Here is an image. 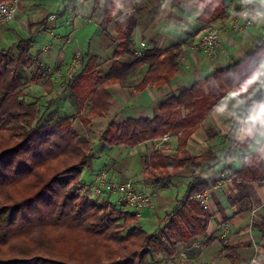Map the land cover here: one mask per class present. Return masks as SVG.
Instances as JSON below:
<instances>
[{
    "label": "trees",
    "instance_id": "trees-1",
    "mask_svg": "<svg viewBox=\"0 0 264 264\" xmlns=\"http://www.w3.org/2000/svg\"><path fill=\"white\" fill-rule=\"evenodd\" d=\"M6 1L0 0V4ZM198 1L205 7L201 21L210 23L225 16L223 0ZM106 15L110 20L108 10ZM132 29L122 38L126 42L117 46L115 59L135 55L131 48ZM32 47L33 39L29 38L0 48V264H151L155 256L173 257L181 247L190 248L200 238H206L211 217L195 195L210 188L207 181L194 180L184 197L176 200L173 210L159 220L154 232L145 230L126 205L105 199L100 202L99 196L82 192L83 171L96 157V143L89 136L92 121L110 113L109 88L125 83L144 68L148 72L138 91L171 82L179 72L183 45L165 51L152 47L141 57L135 55L129 65L117 60L106 75L97 70L96 58H83L79 72L70 78L64 92L70 93L78 113L87 110V115L81 116L86 135L73 127L74 116H59L49 112L51 107L42 113L39 102L30 101L25 72L34 63ZM251 66L243 60L233 70H218L211 78L170 94L153 119H110L100 132L99 145L135 148L174 135L178 137V150L186 151L189 139L219 101L210 80L221 92L237 90L250 77ZM47 75L48 70L39 66L31 82H45ZM207 136L212 140L215 130H207ZM229 142L226 160L233 158L234 149L241 146L236 141ZM241 151L244 153L238 159L242 166L231 173L232 179L264 184L260 149ZM213 154L186 153L183 158H175L176 165L170 173L162 151L155 149L145 163L147 182L167 191L187 166H209L208 155L215 162ZM61 178L66 183L62 184ZM259 229L264 233V219ZM215 241L212 236L206 244ZM221 243V254L230 252L231 248Z\"/></svg>",
    "mask_w": 264,
    "mask_h": 264
},
{
    "label": "crops",
    "instance_id": "crops-1",
    "mask_svg": "<svg viewBox=\"0 0 264 264\" xmlns=\"http://www.w3.org/2000/svg\"><path fill=\"white\" fill-rule=\"evenodd\" d=\"M175 1L21 0L15 19L4 26L0 25V40L9 35L11 43L2 47L9 48L20 40L32 38L33 53L39 48L36 46L41 40L48 39L49 43L54 44L52 51L56 53L58 64L68 53L64 54L62 49V38L71 30L84 50L85 60L96 58L97 70L103 75L117 60L131 64L134 56H138V51L144 52L152 47L165 51L182 44L178 59L179 72L171 82L160 88L149 85L138 91L137 87L148 72V68H144L130 76L125 83L109 88L112 101L108 118L122 122L128 119H153L158 116L161 104L170 94H178L184 87L203 78H211L218 70H233L236 63L248 60L252 64V72L237 90L221 92L216 82L210 80V87L219 96V101L212 114L203 119L200 129L189 139L186 151L178 150L177 136L165 135L169 137L168 141H163L164 136L135 148H101L96 150L95 159H104L103 156L109 158L103 171H107L111 179L145 183L154 193V208L145 210L137 217L140 225L145 229L150 227L151 232L158 229L159 220L173 210L176 200L184 197L194 180L209 182L208 190L212 197L207 237L200 238L190 248L181 247L171 257H179L180 264L188 258L192 249L199 248L203 242L210 251L207 263L264 264V233L259 229L264 219V184L235 182L231 177V173L242 166V160L238 159L244 153L241 149L252 151L259 148L260 156L264 159V0H259L251 26H246L243 20L237 18L243 0H223L225 16L210 23L201 21L205 7L198 0H180L174 4ZM106 10L111 16L110 20L106 19ZM210 26L219 28L221 39L220 53L213 59L195 48L198 35ZM131 27L134 29L131 33V48L135 55L125 54L115 59L116 48L126 42L122 38H126ZM143 43L146 46L142 47ZM46 88L49 93L52 85L48 84ZM65 94L70 95L69 92ZM94 122L100 127L95 140L99 145V135L106 124L98 119H93L92 125ZM209 129L216 132L210 141L207 136ZM229 141H236L241 146L234 149L233 158L226 160L224 155L230 147ZM155 149L162 151L170 173L176 165L175 158H183L186 153L192 156L214 153L217 160L214 162L208 155L209 166H187L174 180V186L163 191L147 182L145 163ZM83 184L84 188H88L93 183L89 186ZM118 199L115 204L120 205ZM157 207H160L159 211H156ZM212 236L216 241L207 245L208 238ZM221 242L231 248L230 252L221 254Z\"/></svg>",
    "mask_w": 264,
    "mask_h": 264
},
{
    "label": "rangeland",
    "instance_id": "rangeland-1",
    "mask_svg": "<svg viewBox=\"0 0 264 264\" xmlns=\"http://www.w3.org/2000/svg\"><path fill=\"white\" fill-rule=\"evenodd\" d=\"M0 25L4 26L5 24H0ZM72 32L71 30H69L67 36L62 38L64 41V45L62 49L64 50V54L68 52L67 53L68 56L65 55L63 60L58 64L56 61L58 59L56 53L52 51V47L54 45L53 42L49 43L48 39L41 40V42L36 46V48L38 47L39 48L36 51L35 50L33 51L34 63L31 65L30 69L25 72V85L27 92H29L32 96L30 98V101L33 100L38 101L42 113H44L45 111H47L48 108L51 107V110L49 112L55 111L56 113L59 114V116H66V117L74 116L73 127L78 132H81L86 135L87 134L86 129L84 128L81 122L82 121L81 116H86L87 110L82 113H78V107L74 104L73 99L70 97L69 94H65L64 92L65 87L68 81L70 80L71 76L79 72L80 61L85 56L84 50H82L77 43L76 35ZM13 40H15V38ZM11 41L12 38L9 35H7L6 37H4V40L2 41L0 40V44H2L0 48L9 46ZM39 66H44L48 70L47 80L45 82L33 84L31 82V77L36 72ZM48 84L52 85V90L49 93L46 91L47 90L46 87ZM53 101L55 102L53 103ZM98 120L104 121L105 122L104 124L106 125L109 122L108 116L105 117L104 119H98ZM99 129L100 127L96 124V122H94L89 134V136L91 137L92 140H94V142L97 139L96 134H98L97 132L99 131ZM111 148L117 149V147H111ZM100 149L101 146L96 144V150L98 151ZM110 154L114 155L115 153L114 154L110 153ZM103 158L104 159L102 158L94 159L91 163V166L83 171L82 174L83 183H85L88 186L92 183L93 184L95 183L97 179V176L95 175L97 174V172L103 169L105 170L108 164L107 160L109 158L105 156H103ZM65 181H66L65 178H61L62 184L66 183ZM82 192L84 191L82 190ZM103 199L109 200L112 203H116L118 196L117 194L105 193L102 196L98 197V201L102 202ZM125 207L132 212L134 211L133 207L130 206H125ZM159 210L160 207H157L156 211ZM143 221L146 222V220ZM154 222L156 224L155 220ZM148 229L145 230L151 232L150 227ZM203 243H201L199 248H194L195 251L193 252V254L192 255L188 254L187 255L188 258L181 263L183 264L207 263L209 260L210 251L207 250V248L204 246ZM151 264H180V261H179V257L171 258L166 255H162V256H155Z\"/></svg>",
    "mask_w": 264,
    "mask_h": 264
},
{
    "label": "built area",
    "instance_id": "built-area-1",
    "mask_svg": "<svg viewBox=\"0 0 264 264\" xmlns=\"http://www.w3.org/2000/svg\"><path fill=\"white\" fill-rule=\"evenodd\" d=\"M259 0H243L240 12L237 16L245 22L246 26L253 23V13L258 6ZM21 0H8L0 4V24L12 22L20 10ZM146 44H142V47ZM195 48L204 53L209 59L216 58L220 53L221 39L219 28L210 26L204 29L197 37ZM143 51H138V57L143 55ZM82 61V60H81ZM80 61V64H81ZM72 77V76H71ZM169 137L165 136L163 141H168ZM83 193H88L92 197L102 196L104 193L117 194L120 204L133 207L137 217H140L145 210L153 209L155 195L151 192L145 183H135L133 180L118 181L111 179L108 172L103 171L97 175L94 184L88 188H83ZM211 193L209 190L202 191L195 195V199L200 206L209 211ZM210 264V263H207Z\"/></svg>",
    "mask_w": 264,
    "mask_h": 264
}]
</instances>
